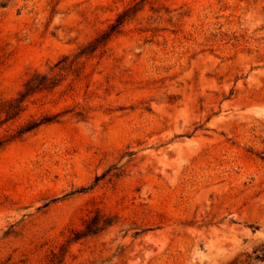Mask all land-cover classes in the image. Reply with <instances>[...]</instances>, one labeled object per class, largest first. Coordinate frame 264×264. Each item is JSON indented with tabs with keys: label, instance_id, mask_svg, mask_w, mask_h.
<instances>
[{
	"label": "rangeland",
	"instance_id": "obj_1",
	"mask_svg": "<svg viewBox=\"0 0 264 264\" xmlns=\"http://www.w3.org/2000/svg\"><path fill=\"white\" fill-rule=\"evenodd\" d=\"M36 72L0 264H264V0H0V101Z\"/></svg>",
	"mask_w": 264,
	"mask_h": 264
},
{
	"label": "trees",
	"instance_id": "obj_2",
	"mask_svg": "<svg viewBox=\"0 0 264 264\" xmlns=\"http://www.w3.org/2000/svg\"><path fill=\"white\" fill-rule=\"evenodd\" d=\"M119 23L120 22H118L117 24ZM56 84L57 81L49 78L46 74L37 72L33 73L31 77L26 80L23 88L17 93L16 96L4 101H0V126L3 123L18 117V115L24 109V101L28 97V95L32 94L35 91L51 89ZM48 120L49 119L31 120L26 124L20 126L15 133L0 138V149L3 148L9 141L20 138L24 134L37 128L41 123ZM98 215L99 212L96 211L94 218H91L92 220L90 221H86L84 229L75 231L73 237L69 241H75L102 230L108 224V222L103 221V223H100L99 219H97V217H99Z\"/></svg>",
	"mask_w": 264,
	"mask_h": 264
}]
</instances>
